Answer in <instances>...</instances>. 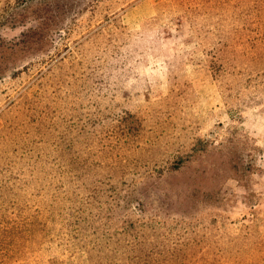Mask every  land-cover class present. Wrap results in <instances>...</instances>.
Listing matches in <instances>:
<instances>
[{
  "label": "rangeland",
  "instance_id": "rangeland-1",
  "mask_svg": "<svg viewBox=\"0 0 264 264\" xmlns=\"http://www.w3.org/2000/svg\"><path fill=\"white\" fill-rule=\"evenodd\" d=\"M0 264H264V0H0Z\"/></svg>",
  "mask_w": 264,
  "mask_h": 264
}]
</instances>
